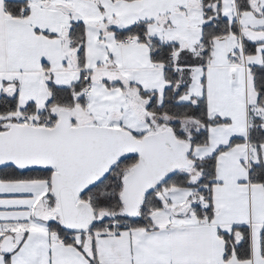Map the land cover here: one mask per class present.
Listing matches in <instances>:
<instances>
[{
	"label": "snow or ice",
	"instance_id": "1",
	"mask_svg": "<svg viewBox=\"0 0 264 264\" xmlns=\"http://www.w3.org/2000/svg\"><path fill=\"white\" fill-rule=\"evenodd\" d=\"M0 264H264V0H0Z\"/></svg>",
	"mask_w": 264,
	"mask_h": 264
}]
</instances>
